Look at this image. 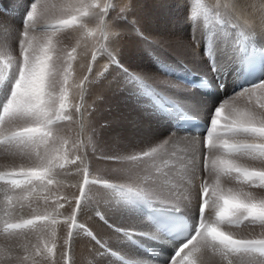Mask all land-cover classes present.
<instances>
[{"label":"snow or ice","instance_id":"6c2138e0","mask_svg":"<svg viewBox=\"0 0 264 264\" xmlns=\"http://www.w3.org/2000/svg\"><path fill=\"white\" fill-rule=\"evenodd\" d=\"M114 10L109 0H31L20 29L0 26V159L18 158L27 165H5L0 171V233L5 239L0 264H56L57 243L45 237L55 238L61 224L67 226L64 264H69L79 231L107 251L78 220L93 204L92 186L108 190L118 211L138 218L139 228L114 229L126 240L122 247L127 251L119 257L123 264H147L157 251L167 252L159 264H206L205 254L219 257L222 264H264V233L238 238L231 231L264 229V51H257L261 40L255 18H233V0H217L213 8L196 0L189 16L193 39L201 18L205 27L215 22L211 32L201 33L199 53L193 54V61L212 74L194 73L200 83L196 91L206 98L214 87L217 94L206 122L185 128L190 120L184 105L192 98L174 84L164 85L171 96L158 91L124 68L110 50L109 43L120 35L115 21L127 23L126 15L109 19ZM258 19L264 32V12ZM68 31L78 34L71 47L61 39ZM81 45L84 55L90 49L91 59L86 74L73 84ZM103 56L122 71L129 97L144 106L149 122L157 127L164 122L167 128L141 140L139 151L97 156L119 164L112 171L123 183L96 175L89 160V153L97 152V133L90 127L95 109L87 97L106 78L108 66L93 75ZM73 88L79 97L75 104ZM70 123L79 127V138L71 142L60 129ZM69 165L74 173L65 174L81 177L71 185L76 192L56 195L53 190L62 185L59 177ZM26 202L33 214L15 219ZM66 206L71 211L64 216ZM41 207L44 213L37 214ZM95 214L108 223L101 212ZM30 233L35 243L18 242ZM162 243L170 248L157 247Z\"/></svg>","mask_w":264,"mask_h":264},{"label":"rangeland","instance_id":"374dc122","mask_svg":"<svg viewBox=\"0 0 264 264\" xmlns=\"http://www.w3.org/2000/svg\"><path fill=\"white\" fill-rule=\"evenodd\" d=\"M30 2L31 0H0V26L8 30L20 29L21 21L26 12V6H28ZM109 2L115 5V10L111 11L110 16L108 17L109 19L117 17L118 15L127 16V23H123L119 20L115 21L120 35L118 39L112 40L109 43L110 50L116 55L120 64H122L124 68L128 69L129 72L142 77L148 84L157 90L164 89L161 91L166 93V95H172V93L166 91L164 85L173 84L172 79L169 78L171 76L173 77V74H170L169 77L164 75V70H161V66H170L180 72H186L185 70L188 71L190 68L196 69L197 66L195 64H191L188 57L190 56L192 58L194 53H199L198 41L201 38V32L208 30L211 32L212 24L215 22L213 21L212 24L205 27V23L201 18L199 21L200 29L198 28V31L197 29L195 30L196 37L194 40L192 37L194 29L189 23V16L195 7L196 0H168V2L167 0H109ZM202 2L206 7H214L211 2L208 3V0H202ZM121 8H126L125 13L120 12ZM235 16H237V14L233 15V18H235ZM90 26L94 25L90 24ZM76 35L78 34L68 31L61 34V39L65 45L71 47L75 44ZM78 52L80 55L74 64L75 67L77 66L76 68L74 67V78H77V81H79L83 75L86 74L87 64L91 59L90 49L88 50L87 55H84L85 48L83 45H81L78 49ZM81 65H84V67H81ZM106 66H108V71L105 74L106 78H101V82L90 89V94L87 97V104L95 109L94 115L91 118L90 127L95 128L97 133L95 137L97 152L95 154L90 152L89 160L90 163L93 164L92 166H95L93 172L96 175L114 183H123L124 179L112 171V169L119 167V164L115 161L105 162L98 159L97 156L101 152L106 155H122L132 151H139L140 148L144 146L143 143L140 142L141 140L152 135L157 130H162L161 132L166 133L167 128L165 127L164 122H161L159 127L149 122L148 113L143 110L144 106L138 105L134 99L129 97L127 86L125 85L124 74L115 65H108L107 56L99 58L94 64L93 75L95 76L96 73L103 71ZM175 67H179L181 70ZM175 86L183 95H188L190 93L182 86H178L177 84ZM222 95L223 94H221V99L223 98ZM188 97L192 98V95H189ZM78 102L79 97L77 95V99L72 101V103L75 104ZM204 105L206 104L204 103ZM195 110H198V108ZM207 113L208 110L206 111V114ZM64 127L70 130V132L69 130L68 132L71 134L72 138L77 136L78 125L76 123L65 124ZM25 166H27L26 163ZM69 166L71 167L70 173H74L73 166ZM73 176H75L76 180L74 179V183V180L71 181L72 178L71 180L69 179L70 185H75L79 182L78 177L80 176L76 174H73ZM95 188L97 189H94L92 186V196L93 192H95L93 204L90 208L80 214L78 217L79 223L85 225L90 230L92 228L91 231L95 232L97 237H99L98 235H102V232L96 229V222L104 225L106 228L105 232H109L106 237L107 239L104 240V242L102 241V243L106 244L107 248L110 247L114 251L116 250V252L123 255L127 251L126 248L122 247L123 244H126V240L123 239L121 235L117 234L114 229L117 227L127 229V227H129L128 222L134 220L137 224L138 218L118 211V206L115 205V201L108 190L98 188L97 186H95ZM74 192H76V188L71 187L68 189V192L63 191L62 195L71 197ZM0 205H2V201H0ZM52 207H54V205H52L51 208ZM0 209V214L3 215L2 206H0ZM23 210H26L28 216L33 214L32 210L27 207V202ZM70 211V206H66L65 209L61 210L64 216L69 215ZM96 211L101 212L105 216L108 220L107 224L98 219V216H94ZM43 212L44 208L39 211L37 210V214H42ZM91 214L95 219L90 217ZM19 216L14 218L19 219ZM56 227V237L52 238L50 236H46L45 238L50 241L55 239L56 242L57 238L59 236L61 237V244L59 242V246L57 245L58 256L56 255L55 259L56 264H64L61 253L65 250L63 240L66 237L67 226L61 224ZM248 230L249 227L231 229L236 236L237 234L240 235L237 236L238 238H253L261 236L262 233H264V229H261L259 226H256L254 229L251 228L249 231ZM3 238L0 240V245L5 243V239ZM80 241L87 242L91 241V239L87 237L83 231H79V235L74 238L71 249L69 250V264H80L78 257H80L81 253H83V250L82 252L81 249L77 250V242ZM18 242L29 245L31 243H35V234L30 233L26 236L21 235L18 238ZM115 242L117 244H115ZM95 247L96 246L93 247L94 249L90 248L92 255H94L93 251L95 250V256L102 264L123 263V261L119 259V256H121L120 254L112 256L111 251L103 253V249L100 246ZM97 249L99 250L97 251ZM90 256L91 254L88 255V257ZM125 257L127 256L125 255ZM210 257L215 256L205 254L204 259L206 258V264L211 263ZM114 259L117 260V262ZM94 262L95 261H90L89 263L94 264ZM42 264H46V262H42ZM82 264L87 263H84L83 261Z\"/></svg>","mask_w":264,"mask_h":264},{"label":"bare ground","instance_id":"6f19581e","mask_svg":"<svg viewBox=\"0 0 264 264\" xmlns=\"http://www.w3.org/2000/svg\"><path fill=\"white\" fill-rule=\"evenodd\" d=\"M187 1V0H186ZM168 2V0H167ZM207 2V1H205ZM211 2V4H213L214 6L216 5L217 3V0H208V3ZM163 3V2H162ZM233 3L235 5V10L234 12L237 14V15H240V16H247L249 14H251L255 20H256V27H255V35L259 36L260 37V40L261 42L258 43L256 45L257 47V51H264V32H261V29L259 28V17L261 15L262 12H264V0H233ZM180 4V3H179ZM171 5V4H170ZM190 7V6H189ZM188 7V8H189ZM209 7V6H208ZM169 9V8H168ZM167 10V9H165ZM180 10V9H179ZM183 10V9H182ZM185 10V9H184ZM234 13V15H236ZM187 15V14H186ZM172 22V21H171ZM178 22V20H177ZM170 23V22H169ZM182 23V22H181ZM168 24V23H167ZM165 26V25H164ZM167 29V28H166ZM200 29V28H199ZM204 29V28H203ZM188 30V29H187ZM198 31V29H197ZM193 32V31H192ZM203 32V31H202ZM201 32V33H202ZM209 32V30H208ZM172 34V33H171ZM189 34V33H188ZM245 34L246 35H249V31L247 29H245ZM197 35V34H196ZM181 36V35H180ZM199 36V35H198ZM193 37V36H192ZM196 37V36H195ZM181 38V37H180ZM177 39V38H176ZM182 39V38H181ZM184 39V38H183ZM230 39H235L234 35L232 37H230ZM171 41V40H170ZM178 41V40H177ZM179 42H180V39H179ZM182 43V42H181ZM184 43V42H183ZM186 43V41H185ZM170 44V43H169ZM187 44V43H186ZM186 46V45H184ZM188 46H189V42H188ZM171 47V46H170ZM187 49V48H186ZM188 50V49H187ZM191 52V51H189ZM187 53V51H186ZM81 58V57H80ZM189 58V62H191V64H195L197 66L196 69H192L190 68L188 71L185 70L186 72H180V71H177L176 69H173L171 68L170 66H166V65H163L161 66V70H164V75L166 76H170V74H173V77H169L172 79L173 81V84L174 85H178V86H182L183 88H185L186 90H188L190 93L187 95V94H184V96H189V95H192V103L190 104H185L184 107L186 108V110L188 111V113H191V114H194L202 119H204L205 121L207 120V114H206V111L211 108L213 106V103H215V96L217 94V89H215L214 87L211 89L210 91V94L206 97V98H201L199 96V93L196 91V89H198V87L194 86L191 84V82L188 81V79H190L192 77V75H194V73L196 72H201L205 75H207L208 77H211V73L207 71V68H206V65H202L201 63L199 62H194L193 61V57L191 58L190 56L188 57ZM182 61V60H181ZM79 64V63H78ZM75 67V66H74ZM77 67V66H76ZM75 67V68H76ZM183 67V66H182ZM175 68H178L179 70H181L179 67H175ZM166 71V72H165ZM156 76V75H155ZM175 77V78H174ZM78 79L77 78H74V80L72 81L73 84L75 83H78L79 81H77ZM164 80V79H163ZM168 81V80H167ZM170 82V81H169ZM189 85H191L192 87H189ZM161 90H164V89H161ZM161 90H158V91H161ZM162 92V91H161ZM166 95V93H164ZM182 94V93H181ZM223 94V93H220V95ZM77 90L75 88H73V94H72V101H74L75 99H77ZM169 96H171V94H167ZM183 95V94H182ZM223 96V95H222ZM199 101V102H198ZM204 103L206 105H204ZM196 108H198V110H195ZM121 111V110H120ZM95 119H98V118H95ZM123 124V123H122ZM65 125H62L60 126V129H61V134L64 135L70 142L71 141H74L76 139L79 138V127L77 128V136L76 137H73L71 136V134L69 133L70 130L66 127H64ZM125 126V125H124ZM131 128V127H129ZM69 130V132H68ZM162 131V130H161ZM75 133V132H74ZM126 133V132H125ZM86 138V136H85ZM22 163H26V162H23L22 160L18 159L17 158V161L16 159L12 160V159H0V171L2 170H5V165H12V166H20ZM19 164V165H17ZM251 164V163H250ZM93 164H91V167H92V170L94 171V167L95 166H92ZM257 166V165H255ZM70 169L71 167H67L66 170H64V172L60 175L59 179H61L63 181L62 185L56 189L53 190V192L56 194V195H62L63 191L65 192H68V189L71 188V185L69 184V179L73 181L75 179V176H73V174H65V173H70ZM79 180L81 179V177H78ZM76 180V179H75ZM75 180L73 181L75 183ZM0 187H3V182H0ZM94 189H97L95 188V186H93ZM93 197H95V192H93ZM0 201H2V193H0ZM52 204H49L48 206V212L49 211H53L54 207H52ZM40 209H43V207L39 208L38 211ZM1 210V209H0ZM3 210V209H2ZM44 213V212H43ZM42 213V214H43ZM0 216H3L2 214H0ZM96 216V214L94 215ZM120 216V215H119ZM20 217H23V218H28L29 216L27 215L26 213V210H22V213L20 214L19 218ZM90 217H93L92 214L90 215ZM98 218V217H97ZM93 219H95L93 217ZM99 219V218H98ZM100 221V220H99ZM126 225V224H125ZM128 225L129 227H127V229H129L130 231L133 230V227L135 226L136 228H139V222H137V224L135 223L134 220L128 222ZM126 227V226H125ZM118 228V227H117ZM120 228V227H119ZM96 229L101 231L102 232V235H98L99 237H97V239H99L101 242L104 240H106L107 238V235H108V232H105V227L104 225H101L99 222H96ZM92 230V228H91ZM249 230H251V228H249ZM248 230V231H249ZM93 232V231H92ZM95 235L96 233L93 232ZM250 233V232H249ZM248 233V234H249ZM246 234V233H245ZM244 234V235H245ZM237 236H240L237 234ZM3 238V234L0 233V240ZM101 238V239H100ZM4 239V238H3ZM80 239V238H79ZM124 239V238H123ZM124 241V240H123ZM57 245L61 244V237L59 236L57 238ZM94 242V241H93ZM91 241H87V242H77L78 243V247H77V250L81 249V252L83 250V253H81V256L78 257V259L80 260V264L83 263H87V264H90L89 262L90 261H95L94 264H102L101 261L95 256V250L93 251L94 255H92V251L90 250L91 249H94L93 247L94 246H100V245H97L95 242V244ZM113 242V241H112ZM2 244V243H1ZM4 244V243H3ZM104 244V243H103ZM115 244H117L115 242ZM106 245V244H105ZM114 245V244H113ZM59 246V245H58ZM57 246V247H58ZM95 247V248H96ZM101 247V246H100ZM115 247V246H114ZM113 247V248H114ZM157 247L159 248H170V245H168L167 243H162L160 245H157ZM110 250H109V249ZM107 248V251H111L113 252L114 250L110 247ZM103 249V248H102ZM116 249V247H115ZM99 249H97L98 251ZM119 250V249H118ZM56 252H57V256H58V248L56 249ZM103 253L106 252L104 249L102 251ZM116 252V250H115ZM98 253V252H96ZM108 253V252H106ZM117 254H120L121 253H118L116 252ZM91 254L90 257H88V255ZM100 255V254H98ZM99 257V256H98ZM120 257V256H119ZM154 259H149L147 264H159V260L160 259H166L167 258V252H164V251H157L156 253H154ZM91 258V259H90ZM208 258V257H207ZM124 259H128L127 257L124 256ZM206 259V258H205ZM115 260V259H114ZM89 261V262H88ZM117 262V260H115ZM210 261L211 263L210 264H222V261L220 260L219 257H210ZM113 262V261H112ZM120 262V261H118ZM122 263V262H120ZM123 264V263H122ZM235 264V262H234Z\"/></svg>","mask_w":264,"mask_h":264}]
</instances>
